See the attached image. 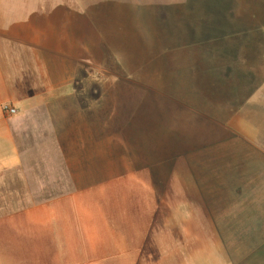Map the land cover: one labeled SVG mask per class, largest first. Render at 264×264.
Listing matches in <instances>:
<instances>
[{
    "label": "crops",
    "instance_id": "1",
    "mask_svg": "<svg viewBox=\"0 0 264 264\" xmlns=\"http://www.w3.org/2000/svg\"><path fill=\"white\" fill-rule=\"evenodd\" d=\"M89 24L84 3L0 0V202L28 189L33 203L0 216V264H232L189 181L176 176L160 188L149 169L104 179L105 133L90 125L101 105L72 78V58L87 53L82 43L98 26ZM232 86L238 104L245 89L237 97ZM197 105L196 127L202 119L214 133L258 144L259 131L239 111ZM83 172L102 178L74 180Z\"/></svg>",
    "mask_w": 264,
    "mask_h": 264
},
{
    "label": "rangeland",
    "instance_id": "2",
    "mask_svg": "<svg viewBox=\"0 0 264 264\" xmlns=\"http://www.w3.org/2000/svg\"><path fill=\"white\" fill-rule=\"evenodd\" d=\"M69 1L84 3L98 25L89 24L87 53L72 58V78L101 105L90 125L105 133L104 179L149 169L160 188L189 181L232 264H264V0ZM231 84L237 97L245 89L238 104ZM197 100L216 115L239 111L258 144L202 119L196 127ZM86 178L102 173H74ZM15 191L0 216L32 206L28 189Z\"/></svg>",
    "mask_w": 264,
    "mask_h": 264
},
{
    "label": "built area",
    "instance_id": "3",
    "mask_svg": "<svg viewBox=\"0 0 264 264\" xmlns=\"http://www.w3.org/2000/svg\"><path fill=\"white\" fill-rule=\"evenodd\" d=\"M3 110H4V113H6L8 115L16 114V109L13 107L5 106Z\"/></svg>",
    "mask_w": 264,
    "mask_h": 264
}]
</instances>
